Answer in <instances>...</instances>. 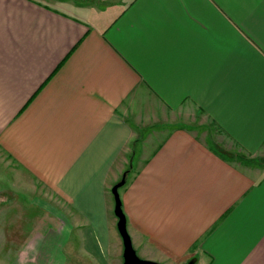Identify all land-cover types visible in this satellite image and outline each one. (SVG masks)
<instances>
[{
	"label": "crops",
	"instance_id": "crops-1",
	"mask_svg": "<svg viewBox=\"0 0 264 264\" xmlns=\"http://www.w3.org/2000/svg\"><path fill=\"white\" fill-rule=\"evenodd\" d=\"M263 162L264 0H0L14 264H122L123 174L139 258L264 264Z\"/></svg>",
	"mask_w": 264,
	"mask_h": 264
},
{
	"label": "rangeland",
	"instance_id": "rangeland-1",
	"mask_svg": "<svg viewBox=\"0 0 264 264\" xmlns=\"http://www.w3.org/2000/svg\"><path fill=\"white\" fill-rule=\"evenodd\" d=\"M246 161L248 163L251 162V160H248V159ZM248 163H244L245 166H251V164H248ZM13 180H14V178H13L12 172H10V173L7 172V174L5 175V178L0 179V181L6 182V183L11 182ZM14 193H15V189H13V188H7V189H3L2 187L0 188V197H2V198L8 197V199H9L7 204H1L2 203L1 200H3V199L1 198V200H0V264H14V260H13L14 254H13V251L11 250L10 243H8V242L12 241L11 233L15 232V229H16L15 224H16L17 218H19V216H20V211L18 210L16 212V209L19 208L18 203H20V205H21V202L19 199H17V202L14 201ZM25 201H27V200L24 199L23 202H25ZM21 206L25 209L27 207H29V206L24 205V204ZM37 210H39V209H34V212ZM4 229H6V231ZM5 232L9 235L8 236L5 235Z\"/></svg>",
	"mask_w": 264,
	"mask_h": 264
},
{
	"label": "water",
	"instance_id": "water-1",
	"mask_svg": "<svg viewBox=\"0 0 264 264\" xmlns=\"http://www.w3.org/2000/svg\"><path fill=\"white\" fill-rule=\"evenodd\" d=\"M125 181H126V174H123L121 180L117 184H115L111 189V193L114 198V215L117 219L116 229L121 238L122 246H123L122 264H158L152 261L143 260L139 258L132 246L130 237L127 233L126 220L122 212L121 201L118 193V190L125 185ZM189 264H192V262H190Z\"/></svg>",
	"mask_w": 264,
	"mask_h": 264
}]
</instances>
